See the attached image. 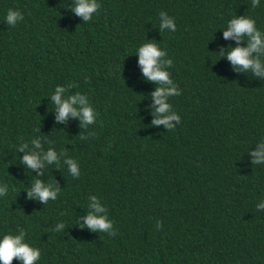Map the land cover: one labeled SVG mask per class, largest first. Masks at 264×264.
<instances>
[{
	"label": "trees",
	"instance_id": "trees-1",
	"mask_svg": "<svg viewBox=\"0 0 264 264\" xmlns=\"http://www.w3.org/2000/svg\"><path fill=\"white\" fill-rule=\"evenodd\" d=\"M98 3L85 23L74 0H0V239L24 229L41 250L37 264H264V165L251 155L264 142V78L236 71L227 52L237 41L224 38L245 15L264 33V0ZM8 9L24 20L7 25ZM161 11L175 32H162ZM153 41L173 60L167 70L182 93L168 100L181 117L173 131L153 126L158 85L139 65L138 48ZM57 86L62 99L86 95L95 123L57 122ZM32 139L58 163L27 168ZM34 179L59 187L57 199H29ZM93 196L115 236L83 227Z\"/></svg>",
	"mask_w": 264,
	"mask_h": 264
},
{
	"label": "clouds",
	"instance_id": "clouds-1",
	"mask_svg": "<svg viewBox=\"0 0 264 264\" xmlns=\"http://www.w3.org/2000/svg\"><path fill=\"white\" fill-rule=\"evenodd\" d=\"M260 0H252V6H259ZM101 5L98 0H74V6L71 11L78 17H81L85 23L92 20L93 15L98 12ZM24 20V15L19 10L8 9L6 15V24L15 26L18 22ZM159 26L163 30L168 29L170 32L177 30L174 18L170 17L166 12L159 13ZM224 38L235 39L237 47L230 48L227 52V59L234 66L236 71H250L256 77L264 78V33L256 27L255 21L248 16H240L232 18L227 24V31H224ZM247 38L248 46L241 47L240 43ZM139 65L142 68L144 77L158 85L156 91L151 94L154 101L153 115L158 117L153 121V126L164 125L170 131L175 130L176 125L181 123V117L176 112L172 111V105L168 102L170 97L181 95L177 85L171 78V73L167 70L173 67V60L168 58L165 50H161L157 43H143L138 48ZM255 54V55H254ZM220 56L224 55V50L221 49ZM66 89L62 86L55 88V93L51 96L55 109L58 113L57 122L66 123L70 117L80 118L82 127H87L95 123L96 114L89 104L86 95H70L67 99H62V94ZM79 106V108L75 106ZM176 123L173 124L172 122ZM39 132V129H36ZM94 132L89 133V137L94 136ZM82 139L87 137L81 136ZM31 143L38 151H30L23 156L22 163L27 168L38 170L45 166V163L51 164L59 161V156L51 147L46 153L42 154L43 147L41 140L32 139ZM28 148L27 143H22L19 146V151L23 152ZM63 155V152L61 153ZM254 157L252 163L254 165H264V142L258 146V150L252 152ZM69 171L72 176L79 178L80 168L76 161L67 160ZM43 176V173H40ZM28 192V198H36L40 202L47 204L50 200L57 199L60 192L59 187L53 183L45 184L41 179H34L32 186ZM8 194V186L0 187V197ZM93 203L90 207L94 210L90 212L82 224L92 231L106 232L109 235L115 236L116 232L113 229V222L109 220L107 215L101 216L100 213H105L107 209L102 207L97 197H91ZM258 209H264V203L257 205ZM63 215V213H62ZM158 230L162 228V222L157 221ZM65 228V224L60 222L57 224L55 231L59 232ZM27 232L24 229L19 230V234H5L0 239V264H13L14 260H19L22 264H37L41 258V250L31 246L25 241Z\"/></svg>",
	"mask_w": 264,
	"mask_h": 264
}]
</instances>
